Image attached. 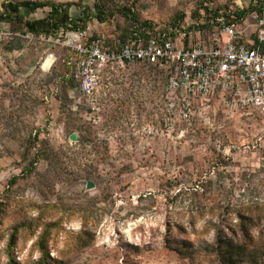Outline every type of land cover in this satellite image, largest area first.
I'll return each instance as SVG.
<instances>
[{
	"label": "rangeland",
	"instance_id": "rangeland-1",
	"mask_svg": "<svg viewBox=\"0 0 264 264\" xmlns=\"http://www.w3.org/2000/svg\"><path fill=\"white\" fill-rule=\"evenodd\" d=\"M8 1L19 0H0V14ZM49 1L78 15L96 0ZM98 1L106 19L93 10L83 29L29 32L23 22L48 7L0 21V264H221L206 250L220 227L252 250L238 264H264V117L218 96L183 116L168 106L167 72L145 63L105 68L83 94L67 41L114 45L135 23L187 40L206 31V10L264 1Z\"/></svg>",
	"mask_w": 264,
	"mask_h": 264
},
{
	"label": "built area",
	"instance_id": "built-area-1",
	"mask_svg": "<svg viewBox=\"0 0 264 264\" xmlns=\"http://www.w3.org/2000/svg\"><path fill=\"white\" fill-rule=\"evenodd\" d=\"M194 36L179 37L153 29L144 42L127 39L118 48L106 46L103 37L67 41L75 53L74 79L83 94L96 90L105 68L126 63H147L167 69L168 106L180 107L183 116L200 101L221 98L230 110H249L264 117V7L239 17L235 10H208Z\"/></svg>",
	"mask_w": 264,
	"mask_h": 264
},
{
	"label": "trees",
	"instance_id": "trees-1",
	"mask_svg": "<svg viewBox=\"0 0 264 264\" xmlns=\"http://www.w3.org/2000/svg\"><path fill=\"white\" fill-rule=\"evenodd\" d=\"M264 1V0H263ZM62 2L60 1H32V0H19V1H8L4 5V12L3 14H0V21H12L13 19L17 20L18 22H22L23 16L20 13L21 7L29 8L30 10H36L38 8L48 7L47 14L40 18L35 20H25L23 22V25L26 27V29L29 32L38 34L39 32H56L62 27H69L70 29L76 30V29H83L86 25V23L93 17V12L96 13V18L99 21H104L106 19V13L103 8V5L96 0L92 5L84 11H82L78 15H71L69 12V9L65 7ZM71 5V4H70ZM72 5H77L73 4ZM263 5L258 6H252V9H256L257 11H261L263 8ZM207 14L208 10L205 11ZM246 10H237V16L241 17L246 14ZM127 18H130L128 16ZM131 18H133V21H136L131 15ZM153 28L149 26L148 24H132L130 28L128 29V35L123 37L121 41H118L117 44H110L108 41H105L106 46L109 48H118L121 43H124L127 39L130 38H136L137 36H140L144 39V42H146L150 34H148V31H152ZM95 37H102V36H95ZM104 39V38H103ZM147 64V63H145ZM75 65V63H74ZM150 65V64H148ZM154 66V65H152ZM167 72L166 79L169 74V71L167 69H161ZM73 80L78 86V82L74 79L72 75ZM165 79V83H166ZM241 218V224L242 228L246 231L247 227L252 221L251 216H246L244 214H240ZM242 219H246L245 222H243ZM234 233V232H233ZM12 243V241H11ZM166 243L169 247H171L173 250L177 251L181 255H188L189 257L193 258L195 256L196 251L190 252V246L193 245L190 241H178L176 243L169 242L168 239H166ZM88 244L84 245L83 248L87 247ZM213 249L206 248L207 251L211 252L210 254H214L215 257L219 260L221 264H238L241 258L246 257L247 261H249L253 256L251 248L248 249V245H239L238 239L233 237L231 234L225 233L223 228H216L214 239H213ZM202 247V246H201ZM202 250L205 251V249L202 247ZM41 255H43V250L40 248ZM15 264V263H12ZM18 264V263H16Z\"/></svg>",
	"mask_w": 264,
	"mask_h": 264
},
{
	"label": "water",
	"instance_id": "water-1",
	"mask_svg": "<svg viewBox=\"0 0 264 264\" xmlns=\"http://www.w3.org/2000/svg\"><path fill=\"white\" fill-rule=\"evenodd\" d=\"M69 138L74 140L75 139L74 134H71ZM93 186H94V183L92 181L90 180L86 181V188H92Z\"/></svg>",
	"mask_w": 264,
	"mask_h": 264
}]
</instances>
